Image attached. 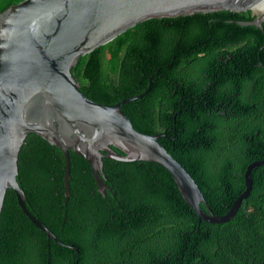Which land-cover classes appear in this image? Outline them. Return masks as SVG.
Returning <instances> with one entry per match:
<instances>
[{"label":"trees","instance_id":"obj_1","mask_svg":"<svg viewBox=\"0 0 264 264\" xmlns=\"http://www.w3.org/2000/svg\"><path fill=\"white\" fill-rule=\"evenodd\" d=\"M23 0H0V12ZM250 10L150 19L82 56L71 72L80 92L121 109L133 128L186 170L207 206L225 215L244 191V172L264 161V23ZM198 67V68H196ZM248 86L245 87V84ZM116 152L122 154L119 150ZM69 196L62 152L29 135L17 182L29 213L7 190L0 213V264H264V166L234 218L198 222L171 174L157 163L103 159L97 191L91 168L69 152ZM65 245H73L78 253Z\"/></svg>","mask_w":264,"mask_h":264},{"label":"water","instance_id":"obj_2","mask_svg":"<svg viewBox=\"0 0 264 264\" xmlns=\"http://www.w3.org/2000/svg\"><path fill=\"white\" fill-rule=\"evenodd\" d=\"M248 5L264 6V0H23L0 12V213L7 190L48 240L61 244L26 208L17 182L18 155L29 135L58 148L64 157L63 187L69 196V152L91 168L97 191L106 195L103 159L157 163L174 179L180 194L198 222L223 224L232 220L252 189L251 172L264 161L249 164L244 191L223 216L204 213L206 201L192 177L162 147L164 135L136 131L121 107L141 99L139 95L114 105L86 98L72 75L80 58L128 29L150 19L175 18L218 11L242 12ZM264 18L242 26L262 30ZM119 150L122 154L116 152ZM78 253L73 245H65Z\"/></svg>","mask_w":264,"mask_h":264},{"label":"bare ground","instance_id":"obj_3","mask_svg":"<svg viewBox=\"0 0 264 264\" xmlns=\"http://www.w3.org/2000/svg\"><path fill=\"white\" fill-rule=\"evenodd\" d=\"M249 8L251 5H248ZM253 12H258L260 15V18H264V6L260 7V6H251V9Z\"/></svg>","mask_w":264,"mask_h":264},{"label":"rangeland","instance_id":"obj_4","mask_svg":"<svg viewBox=\"0 0 264 264\" xmlns=\"http://www.w3.org/2000/svg\"><path fill=\"white\" fill-rule=\"evenodd\" d=\"M252 6V5H251ZM251 6H250V9H251ZM251 11V13H252V15L255 17V18H257V17H260L259 15V13L258 12H253L252 10H250ZM196 68H198V67H196Z\"/></svg>","mask_w":264,"mask_h":264},{"label":"flooded vegetation","instance_id":"obj_5","mask_svg":"<svg viewBox=\"0 0 264 264\" xmlns=\"http://www.w3.org/2000/svg\"><path fill=\"white\" fill-rule=\"evenodd\" d=\"M247 86H248V83L245 84V87H247Z\"/></svg>","mask_w":264,"mask_h":264},{"label":"clouds","instance_id":"obj_6","mask_svg":"<svg viewBox=\"0 0 264 264\" xmlns=\"http://www.w3.org/2000/svg\"><path fill=\"white\" fill-rule=\"evenodd\" d=\"M255 162V161H254Z\"/></svg>","mask_w":264,"mask_h":264}]
</instances>
